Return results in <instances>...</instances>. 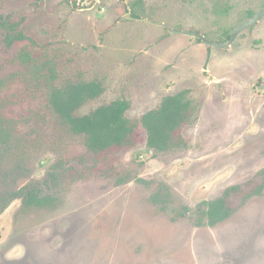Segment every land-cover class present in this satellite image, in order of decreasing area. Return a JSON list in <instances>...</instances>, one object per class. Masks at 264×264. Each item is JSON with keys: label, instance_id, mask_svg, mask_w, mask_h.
Instances as JSON below:
<instances>
[{"label": "rangeland", "instance_id": "rangeland-1", "mask_svg": "<svg viewBox=\"0 0 264 264\" xmlns=\"http://www.w3.org/2000/svg\"><path fill=\"white\" fill-rule=\"evenodd\" d=\"M264 0H0L23 41L0 30V103L18 127L0 144V198L24 187L55 199L0 214V264H264V17L223 42ZM130 14L131 19L126 17ZM135 17V18H134ZM37 68L17 59L20 46ZM54 87L100 81L103 93L74 116L125 100L137 124L131 144L92 154L46 100ZM188 90L195 111L174 135L180 147L146 145L139 119ZM7 100V101H6ZM231 216L214 227L199 204L230 187ZM157 194V203L151 198Z\"/></svg>", "mask_w": 264, "mask_h": 264}, {"label": "trees", "instance_id": "trees-1", "mask_svg": "<svg viewBox=\"0 0 264 264\" xmlns=\"http://www.w3.org/2000/svg\"><path fill=\"white\" fill-rule=\"evenodd\" d=\"M249 16H252V13ZM14 29L15 25L0 15V30L5 31L4 41L7 46L14 45L24 39L21 33L13 31ZM227 39H229L228 34L226 35ZM27 49L28 45L20 46L17 59L29 71V75H32L36 72L37 65ZM45 71L41 77L46 81V100L49 106L68 125L72 134L84 139V145L89 152L98 154L111 148L131 144V137L137 124L125 116L129 109L127 101L116 100L108 105L98 107L89 115L76 117L74 116L76 110L87 101L96 99L103 93L102 83L95 80L57 88L51 84L55 79L53 67L47 66ZM188 94V90H183L164 97L157 109L147 112L139 119L138 124L146 134V145L149 149L163 153L181 146L182 139L176 138L174 135L182 126L191 123L192 114L195 111L193 102L188 99ZM6 110L7 103L3 101L0 103V144H6L18 127L14 118L7 115ZM261 174L264 175V171ZM263 190L264 183L245 194L243 201L253 196H261ZM238 191V187H230L224 191L222 196L199 204L198 210L203 213L206 223H203V219H199L197 226L214 227L227 220L234 211L230 207L228 199L232 193ZM156 197L157 194L151 198L153 203H157ZM16 199L21 200L25 209L53 208L55 202L53 197L42 196L36 188L28 186L0 198V214Z\"/></svg>", "mask_w": 264, "mask_h": 264}, {"label": "water", "instance_id": "water-1", "mask_svg": "<svg viewBox=\"0 0 264 264\" xmlns=\"http://www.w3.org/2000/svg\"><path fill=\"white\" fill-rule=\"evenodd\" d=\"M126 17L131 19V16L129 13L126 15ZM263 17H264V7L261 10H259L258 12H256L254 15H252L248 20L239 24L235 28H233L229 34V39H227L223 42L209 41L204 36H202L201 34H198L195 32L175 31V30H172V29L165 27L163 24H153V23H150L147 21H143V22H146V23L152 24V25H158L162 28H165L170 34L181 35V36H185V37H188L190 39H193L195 41H199L201 44H203L209 48H215L218 50H225L233 44V42L236 40V38L238 37V35L241 32L248 30L252 26L256 25Z\"/></svg>", "mask_w": 264, "mask_h": 264}, {"label": "crops", "instance_id": "crops-1", "mask_svg": "<svg viewBox=\"0 0 264 264\" xmlns=\"http://www.w3.org/2000/svg\"><path fill=\"white\" fill-rule=\"evenodd\" d=\"M152 25V24H151ZM153 26H157V25H153ZM171 35H175V34H171ZM178 36H181V35H178Z\"/></svg>", "mask_w": 264, "mask_h": 264}, {"label": "flooded vegetation", "instance_id": "flooded-vegetation-1", "mask_svg": "<svg viewBox=\"0 0 264 264\" xmlns=\"http://www.w3.org/2000/svg\"><path fill=\"white\" fill-rule=\"evenodd\" d=\"M199 211V210H198ZM218 225V224H217Z\"/></svg>", "mask_w": 264, "mask_h": 264}]
</instances>
